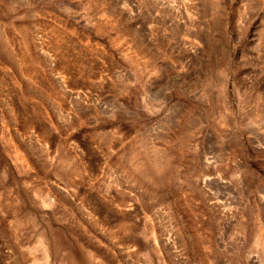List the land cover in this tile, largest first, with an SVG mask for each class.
I'll use <instances>...</instances> for the list:
<instances>
[{
	"label": "rangeland",
	"instance_id": "1",
	"mask_svg": "<svg viewBox=\"0 0 264 264\" xmlns=\"http://www.w3.org/2000/svg\"><path fill=\"white\" fill-rule=\"evenodd\" d=\"M0 264H264V0H0Z\"/></svg>",
	"mask_w": 264,
	"mask_h": 264
},
{
	"label": "bare ground",
	"instance_id": "2",
	"mask_svg": "<svg viewBox=\"0 0 264 264\" xmlns=\"http://www.w3.org/2000/svg\"><path fill=\"white\" fill-rule=\"evenodd\" d=\"M209 162V161H208Z\"/></svg>",
	"mask_w": 264,
	"mask_h": 264
}]
</instances>
